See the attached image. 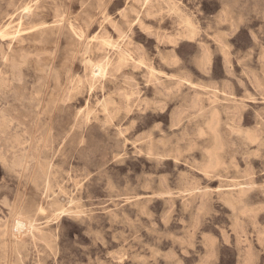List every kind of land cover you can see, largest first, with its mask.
Returning a JSON list of instances; mask_svg holds the SVG:
<instances>
[{
	"label": "rangeland",
	"instance_id": "374dc122",
	"mask_svg": "<svg viewBox=\"0 0 264 264\" xmlns=\"http://www.w3.org/2000/svg\"><path fill=\"white\" fill-rule=\"evenodd\" d=\"M0 264H264V0H0Z\"/></svg>",
	"mask_w": 264,
	"mask_h": 264
},
{
	"label": "bare ground",
	"instance_id": "6f19581e",
	"mask_svg": "<svg viewBox=\"0 0 264 264\" xmlns=\"http://www.w3.org/2000/svg\"><path fill=\"white\" fill-rule=\"evenodd\" d=\"M37 6V5H36ZM27 8V7H26ZM24 10V9H23ZM11 16V15H10ZM56 23V22H55ZM12 27H13V25H12ZM75 27V26H74ZM17 29V28H16ZM72 29V28H71ZM18 35V34H17ZM101 68H99V67H97V66H95L94 68H93V74L94 73H100L101 72V70H100ZM95 76V75H94ZM89 87V86H88ZM195 104V103H194ZM215 121V120H214ZM215 158V157H214ZM235 167V166H234ZM76 188V187H75ZM25 225V223L21 220V219H15V222H14V226L16 227V228H19V229H21L23 226ZM32 227V226H31ZM244 234V233H243ZM245 236V235H244ZM16 244V243H15ZM18 245V244H17ZM25 249V248H24ZM113 260V259H112ZM16 262V261H15Z\"/></svg>",
	"mask_w": 264,
	"mask_h": 264
}]
</instances>
